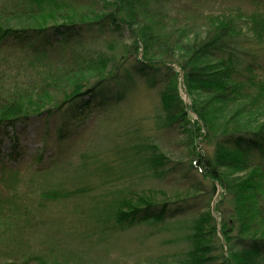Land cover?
Instances as JSON below:
<instances>
[{"label":"trees","instance_id":"obj_1","mask_svg":"<svg viewBox=\"0 0 264 264\" xmlns=\"http://www.w3.org/2000/svg\"><path fill=\"white\" fill-rule=\"evenodd\" d=\"M166 2L0 0V132L71 108L70 118L79 122L93 107L117 104L124 99L132 78L122 85L123 63L136 55V75L146 81L150 78L152 84L164 72L172 81L159 93L164 124L188 122V113H194L202 123L194 140L218 146L205 157L193 154L189 168L198 170L211 185L214 199L219 190L223 193L214 205L215 212L220 213L223 199L230 206L224 209L226 217L218 226L211 211L193 220L185 235L188 251L168 258L165 264H264V164L250 159L254 152L264 157V119L260 120L264 81L253 77L256 72L264 73V61L250 52L253 42L263 43L264 39L258 41L249 27L225 14L207 16L203 30L187 35L167 21ZM109 27L127 31L130 43L110 44L111 52L101 53L81 39L84 33ZM173 66L180 69L188 93H205L207 99H195L187 108L179 96ZM110 85L118 88L116 93L109 92ZM63 129H68V123ZM140 150L142 162L152 174L167 167L177 170L178 163L169 165L172 162L157 145ZM145 191L122 195L107 218L109 223L121 229L172 215L168 202L145 199ZM59 194L63 193L56 190L41 196L63 198ZM218 230L222 241L215 246L213 236ZM215 249L219 254H214Z\"/></svg>","mask_w":264,"mask_h":264},{"label":"rangeland","instance_id":"obj_2","mask_svg":"<svg viewBox=\"0 0 264 264\" xmlns=\"http://www.w3.org/2000/svg\"><path fill=\"white\" fill-rule=\"evenodd\" d=\"M166 4L167 21L187 35L203 30L209 16L225 14L249 27L258 41L264 39V0H168ZM128 37L127 31L109 27L84 33L81 39L90 49L110 53V44L130 43ZM11 44L6 42L7 47ZM250 48L251 54L264 61V42H253ZM135 58L132 54L123 63L122 85L132 78L117 104L93 107L79 122L70 118L71 108L0 132V264H41V260L49 264H165L168 258L188 251L187 228L201 213L211 211L217 226L226 217V199L220 213L214 209L223 193L219 190L214 199L211 185L198 170L189 168L193 154L205 157L218 146L194 140L202 125L194 113H188V122L164 124L159 93L172 81L164 72L152 78V84L150 78L146 81L136 75ZM172 71L177 73L174 81L187 108L195 99H207L205 93H188L180 69L173 66ZM253 77L264 81V73L256 72ZM110 86L109 92L116 93L118 88ZM64 123H68L65 131ZM152 143L169 158V165L178 163L177 170L149 171L140 148ZM250 159L264 164L258 153ZM141 189L148 190L145 199L168 202L172 215L121 229L110 224L107 218L116 201ZM56 190L63 198L41 196ZM6 198L12 203L6 204ZM220 240L218 230L213 236L215 246Z\"/></svg>","mask_w":264,"mask_h":264}]
</instances>
